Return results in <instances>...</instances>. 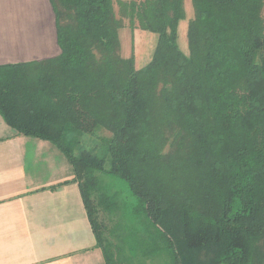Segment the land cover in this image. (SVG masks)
<instances>
[{"label":"trees","instance_id":"1","mask_svg":"<svg viewBox=\"0 0 264 264\" xmlns=\"http://www.w3.org/2000/svg\"><path fill=\"white\" fill-rule=\"evenodd\" d=\"M59 56L0 66V109L20 132L71 158L107 264H120L98 207L114 211L98 173L126 180L146 256L172 264H264V0H51ZM155 32L137 69L121 53L124 19ZM111 137L97 153L81 135ZM109 160V161H108ZM116 232V231H115Z\"/></svg>","mask_w":264,"mask_h":264},{"label":"crops","instance_id":"2","mask_svg":"<svg viewBox=\"0 0 264 264\" xmlns=\"http://www.w3.org/2000/svg\"><path fill=\"white\" fill-rule=\"evenodd\" d=\"M192 8V9H191ZM189 22L191 0H185ZM51 0H0V66L59 56ZM0 264H107L71 158L0 109Z\"/></svg>","mask_w":264,"mask_h":264},{"label":"rangeland","instance_id":"3","mask_svg":"<svg viewBox=\"0 0 264 264\" xmlns=\"http://www.w3.org/2000/svg\"><path fill=\"white\" fill-rule=\"evenodd\" d=\"M120 1L127 2L130 0H113L118 17L120 16ZM188 14L192 18L193 11L190 10ZM187 30L188 21L182 22L178 28V44L186 54L188 53ZM119 37L122 56H133L137 69L146 66L150 62L158 40V35L155 32L141 28L132 30L129 20L125 18L119 31ZM81 137V146L79 149L74 150V154L77 155L83 149L97 153L103 147V140L111 137V135L108 131L99 129L94 134H84ZM104 168L106 170L99 172L97 175L100 190L105 194L116 196L119 205L113 212L101 206L98 207L97 219L108 239L116 244V255L120 264H172L167 251L145 257L143 250L138 246L139 240L137 241L142 225L138 219L134 218L133 214L138 200L126 180L108 172V162Z\"/></svg>","mask_w":264,"mask_h":264}]
</instances>
